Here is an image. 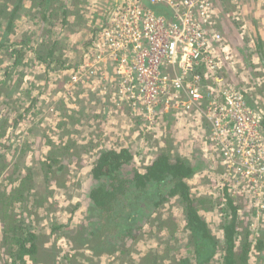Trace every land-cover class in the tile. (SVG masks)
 Segmentation results:
<instances>
[{
  "label": "rangeland",
  "instance_id": "obj_1",
  "mask_svg": "<svg viewBox=\"0 0 264 264\" xmlns=\"http://www.w3.org/2000/svg\"><path fill=\"white\" fill-rule=\"evenodd\" d=\"M3 1L12 5L19 2ZM40 1L22 0L14 31L6 37L7 44L22 43L21 64L13 66L16 54L10 52L15 45L0 50V187L10 190L25 167H30L33 176L30 185H34L26 188L31 191L19 202L20 214L5 223L16 220L25 229L35 231L39 252L35 260L27 257L13 262L4 243V214L0 212V264H139L150 249L159 250L163 260L191 256L192 264H197L185 231V208L179 198L168 200L157 211L156 217L161 215L166 219L149 218L143 231L121 247L123 253L109 252L108 247L95 250L97 253L90 249V243L99 244L97 239L87 244L83 233L84 227L86 230L94 220L88 197L91 169L101 149L123 147L132 149L139 170L168 147L173 154L199 161L200 169L188 179L192 196L197 198L195 206H200V213L213 234L223 240V224L231 212L228 205L233 199L239 207L240 235L249 232L252 240L249 264H264L263 254L256 248L257 238L264 236V209L257 206L261 201L249 191L235 195L227 186L222 189L224 168L219 164L220 152L215 150L207 120L200 119L203 116L195 111L180 114L172 106L166 112L160 106L151 114L140 104L119 103L114 99L115 82L106 78V73L109 77L113 74L108 71L111 66L105 60L97 62L100 50L99 54L94 51V28L101 26L111 0H98L97 6L93 0H51L43 3L44 6ZM245 1L250 7L251 3L259 2ZM260 3L264 9V0ZM45 5L46 19L41 14ZM214 6L215 28L232 46L237 63L234 71L225 69L223 73L236 88L245 89L249 103L264 113V59L261 58L264 44L258 47L261 37L258 34V40L242 39L245 48L239 51L233 41L241 36L240 24L235 22L236 13L235 19L230 18L234 5L230 0H214ZM261 27L264 31V23ZM5 28L6 23L0 28V41ZM229 29L231 34L227 33ZM42 42L49 45L41 47L44 48L41 54H46L57 42L54 56L65 59V66L44 63L35 57L30 47H39ZM72 142L75 145L66 147ZM51 151L59 159H65L69 173L64 171L55 178L51 172L46 174L47 166L43 162ZM200 200L205 203L199 204ZM170 218L177 223L174 234L173 225L162 223ZM167 245L172 246L169 249ZM224 263V251L220 248L205 264Z\"/></svg>",
  "mask_w": 264,
  "mask_h": 264
},
{
  "label": "built area",
  "instance_id": "obj_2",
  "mask_svg": "<svg viewBox=\"0 0 264 264\" xmlns=\"http://www.w3.org/2000/svg\"><path fill=\"white\" fill-rule=\"evenodd\" d=\"M103 18L94 28V51L100 50L97 62L114 69L106 78L115 82L117 102L140 104L151 114L160 106L198 112L220 152L222 189L252 192L264 209V113L223 73L237 63L215 28L212 0H111Z\"/></svg>",
  "mask_w": 264,
  "mask_h": 264
},
{
  "label": "trees",
  "instance_id": "obj_3",
  "mask_svg": "<svg viewBox=\"0 0 264 264\" xmlns=\"http://www.w3.org/2000/svg\"><path fill=\"white\" fill-rule=\"evenodd\" d=\"M1 1L0 14H3L4 17L0 15L2 18L0 28L5 23L6 28L0 41V50L15 45L16 47H13L10 53L12 55L16 54L13 66H17L23 60L24 50L22 47L19 48L22 43L11 42L7 44L8 39L6 40V37L14 31L18 11L22 7V0H17L19 2L16 1L17 3L13 5ZM49 1L51 0H41L39 4L44 6L43 3L47 4ZM43 8L41 14L46 19L45 11L48 7L45 5ZM77 9L79 12L82 11L78 6ZM161 10L169 17L172 16L164 7H161ZM225 11H228V9H225ZM81 15H83V12ZM4 19H6L5 23L3 22ZM258 41V47L262 48L264 41L262 42L261 38ZM56 43L51 47L49 46L50 48L46 54H41L44 49L41 47L49 44H43V42L39 47H32L31 50L38 60L44 63L50 62L51 64L56 62L60 64V67H63L65 66V59H61L59 55L54 56ZM244 48L245 46L241 44L238 49L242 51ZM262 57H264L263 52ZM49 142L52 143L53 141L49 140ZM72 145H75V143L72 142L66 147ZM51 153L52 151L49 155H46L45 162H43V165L47 166L46 174L51 172L55 178L56 175H60L64 171L69 173L66 170L69 164L64 161L65 159H59L57 154ZM134 159L135 154L130 147L121 149L104 148L101 149L91 169V186L88 197L94 220L86 230L84 227L83 233L86 235L87 244L92 239H97L99 244L92 245L90 243V249L97 253L95 250L108 247L106 250L109 252L123 253L124 250L121 247L129 239L136 238L143 231L144 224L149 218L153 217L158 221L166 219L161 215L156 217L157 211L168 200L179 198L185 208V231H187L188 242L192 244L197 264L207 263L220 248L224 251V264H249V252L253 248L252 240H249V232L245 233L243 237L240 235L239 207L237 203L230 199L228 209L231 212L223 224V240L213 234L209 223L200 213V206H195L197 198L192 196L188 179L200 169L201 163L199 161L195 162L179 154H173L169 147L146 165L144 172L136 167ZM29 171L30 167H25L23 172L20 173L19 181L12 183L10 190L0 187V212L4 214V243L8 245V251L13 262L25 260L27 257L35 260L39 252L38 234L35 231L25 229L21 223H16V220L5 223L6 220L20 214L18 212L19 202L23 201L22 199L25 196L27 197V192L31 191L26 188H33L34 186L30 185V182H33V176ZM12 181H15V179H12ZM198 203L203 205L205 201L200 200ZM154 214L155 216H153ZM169 222L172 224H168ZM162 223L169 226L173 225V234L177 231V223L172 218L164 220ZM5 224L8 226L6 227ZM220 244H222V247H220ZM256 245L257 250H260L263 254L262 259H264L263 235L257 238ZM170 246L172 245H167L166 248ZM160 255L159 250L150 249L143 255L139 264H192L191 256H180L166 259V261Z\"/></svg>",
  "mask_w": 264,
  "mask_h": 264
},
{
  "label": "crops",
  "instance_id": "obj_4",
  "mask_svg": "<svg viewBox=\"0 0 264 264\" xmlns=\"http://www.w3.org/2000/svg\"><path fill=\"white\" fill-rule=\"evenodd\" d=\"M66 1V0H65ZM98 0H93L95 6L96 2ZM230 2L234 5L235 10L234 12L230 15V18L233 19L235 13H239V18L240 21H235L236 23L244 24V27L242 26L240 29V32L242 29H244L245 33L248 34L247 37H250V41L254 39V37L257 39L258 34L261 39L264 41V31H261L260 27L262 26V23H264V9L262 4L259 2L251 3L252 7L247 6V2L245 0H230ZM250 5V4H249ZM225 6V5H224ZM89 13V12H88ZM235 19V18H234ZM68 20V19H67ZM66 20V21H67ZM69 21V20H68ZM253 21V22H252ZM73 22V20H71ZM252 22V24H251ZM257 25L258 29L256 28L255 25ZM263 28V27H261ZM224 29H228L227 26L224 27ZM259 30V31H258ZM87 29H85V32ZM235 33V30L233 31ZM227 33L231 34V30L229 29ZM232 37V36H231ZM258 40V39H257ZM244 42V40H243ZM251 45V42H250ZM32 47H30L31 49ZM33 53V52H32ZM263 60V59H262Z\"/></svg>",
  "mask_w": 264,
  "mask_h": 264
},
{
  "label": "flooded vegetation",
  "instance_id": "obj_5",
  "mask_svg": "<svg viewBox=\"0 0 264 264\" xmlns=\"http://www.w3.org/2000/svg\"><path fill=\"white\" fill-rule=\"evenodd\" d=\"M212 2H213V4H214V0H212ZM84 8H86L87 7V4H85V6H83ZM236 20L237 21H240V18H239V13L237 12L236 13ZM236 21V22H237ZM238 24H240V23H238ZM244 24H241L240 26L242 27ZM240 34H241V36L240 35H238L237 36V38L233 41V45H237V46H235V48H239L240 47V42H242V44L244 45V42H243V40L242 39H250L249 37H247L248 36V34L247 33H245V31H244V29H242L241 30V32H240ZM247 43V42H246ZM238 45H239V47H238ZM250 46V45H249ZM249 48V47H248ZM251 49V48H250ZM261 58L263 59V57H262V52H261ZM108 71H110V72H112L113 74H112V78L114 77V74H115V72H114V69H113V67L111 66V67H109L108 68ZM108 79V78H107ZM113 97H114V99H116L115 98V94L113 95ZM153 160V159H152ZM151 160V161H152ZM150 161V162H151ZM149 162V163H150ZM149 163H147L146 165H148ZM141 172H144L145 171V168H143V170H140ZM90 200V199H89Z\"/></svg>",
  "mask_w": 264,
  "mask_h": 264
}]
</instances>
